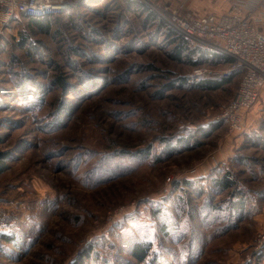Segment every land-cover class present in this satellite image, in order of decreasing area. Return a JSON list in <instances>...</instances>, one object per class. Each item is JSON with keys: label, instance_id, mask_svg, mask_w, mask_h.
Segmentation results:
<instances>
[{"label": "rangeland", "instance_id": "rangeland-1", "mask_svg": "<svg viewBox=\"0 0 264 264\" xmlns=\"http://www.w3.org/2000/svg\"><path fill=\"white\" fill-rule=\"evenodd\" d=\"M73 2L0 29V264L134 263L137 242L159 264H264V115L241 134L217 120L239 76L196 87L125 0Z\"/></svg>", "mask_w": 264, "mask_h": 264}, {"label": "built area", "instance_id": "built-area-1", "mask_svg": "<svg viewBox=\"0 0 264 264\" xmlns=\"http://www.w3.org/2000/svg\"><path fill=\"white\" fill-rule=\"evenodd\" d=\"M131 1L152 11L192 48L230 60L223 69L192 67L187 80L196 84L239 75L234 95L217 120L224 121L229 132L241 134L245 114L264 86V0H225L227 6L222 13L204 15L176 8L168 0ZM73 6V0H0V29L18 17H56ZM263 242L264 236H259L257 248H262Z\"/></svg>", "mask_w": 264, "mask_h": 264}, {"label": "trees", "instance_id": "trees-1", "mask_svg": "<svg viewBox=\"0 0 264 264\" xmlns=\"http://www.w3.org/2000/svg\"><path fill=\"white\" fill-rule=\"evenodd\" d=\"M125 3H127V6L130 7L132 11H136L138 14H140V16H144L146 22L156 27L159 31L162 30V33L160 34L164 35V37H166V39L168 40L169 44L173 46L171 52L169 53V55H171L173 59L180 61L183 60L184 62L191 65V67L203 65V63L222 62L225 65L229 63L230 60L228 59L225 58L222 59L219 56H216L209 52L192 48L181 35H179L177 32L171 29L166 23H164L161 19H159L157 15H155L152 11H150L142 4L131 0H125ZM64 15L51 17V18L29 19L27 21L30 22V24H32L35 27L42 28L43 25L50 24L52 20L60 19ZM232 78H227L223 80L221 79L220 81H216V82L202 81L194 85L196 87L203 89L217 88L220 87L221 85H224ZM59 82L61 83L62 86H65V84L62 81ZM6 159H7V153L0 152V172H2L4 169L3 165ZM230 180H231L230 176L225 175L221 179L213 181V184L217 185V188L223 192L226 190H230L234 187L233 182ZM239 194L240 193L235 194V197H238V199L230 203L229 206L232 212H234L235 210L239 211L238 216L240 215V212L242 210H245L248 206L246 202L247 199H245V196H243V194L241 195ZM87 254H88L87 251L85 253L82 252L78 257L76 264H83V260L87 256ZM149 254H150V247L148 245H144L143 243L140 242L134 243L129 250V255L134 260V263L128 261L126 264H159L157 262V258L156 257L155 259L149 258Z\"/></svg>", "mask_w": 264, "mask_h": 264}, {"label": "crops", "instance_id": "crops-1", "mask_svg": "<svg viewBox=\"0 0 264 264\" xmlns=\"http://www.w3.org/2000/svg\"><path fill=\"white\" fill-rule=\"evenodd\" d=\"M168 1L173 6H175L176 8H180V9H184V10H191L190 8H187V9L184 8L185 6L181 5V3H179V2H175L174 0H168ZM222 2L224 4H223V7L221 9H217V10H214V11L208 12V13H214V14L222 13L226 9V6H227L225 0H222ZM263 32H264V28H263ZM263 111H264V86L258 92V99H257V102L255 103V105H253L250 108V110L247 111V113L245 114V118H244L245 129H247L249 127L250 128L253 127L254 122L259 120V118L264 115ZM244 132H246V131H244ZM197 173L198 172H196L195 175Z\"/></svg>", "mask_w": 264, "mask_h": 264}]
</instances>
